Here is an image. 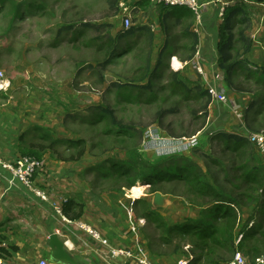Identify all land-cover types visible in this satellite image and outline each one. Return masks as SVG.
I'll list each match as a JSON object with an SVG mask.
<instances>
[{
    "label": "rangeland",
    "instance_id": "obj_1",
    "mask_svg": "<svg viewBox=\"0 0 264 264\" xmlns=\"http://www.w3.org/2000/svg\"><path fill=\"white\" fill-rule=\"evenodd\" d=\"M3 1L0 4V72L4 74V79L8 84L6 92H1H4V95L8 94V96H4L6 102L0 96V105L5 102L8 107L12 108L18 100L24 99L28 102L33 99L34 110H26L24 119H27L31 124L42 123V125L49 124L50 126L55 120L53 124L60 123V128L64 131L57 134L45 129L48 134L60 139L84 140L86 143L85 161L92 163V168L87 171L91 173L89 175L90 184L94 190L97 189L103 193L123 189L124 179L121 180L118 176L103 177L101 176L102 173L95 169L100 166L99 170L101 171V166L107 164V157L115 160L132 161L130 156L135 151L143 159L152 163L177 156L174 162H170L166 166L173 170L188 166L186 160L189 159L191 165L197 168L194 170L191 167L195 174L200 175V172L209 174L213 180L218 182V185H226L224 183L225 173L221 170L222 164L231 175L242 177L243 173L236 170L240 169L239 167L244 163L250 162L252 158V155H249L251 144L248 143L243 147V151L247 155L237 158V153L224 151L226 141L217 135L225 132L243 133L244 135L264 133L262 124H253L247 128L243 117L244 112L241 110V105L244 111L252 100L258 99L256 95L261 89L256 86L254 79H247L242 74L234 76L235 88L241 89L242 92H227L230 93V99L236 103L239 114L236 115L233 110L226 106V110L222 111L226 117L221 115V121L229 126L228 131H225L217 126L216 120L210 118L211 108L208 110V115L205 114L204 106L207 102L205 98L199 95L200 92L195 91L199 85L196 83H200L202 87H208V89L209 87H217L209 86L207 83L206 86L204 82H200L198 79L200 74L190 65L184 66L180 70L173 69L170 65V58L163 62L168 67L164 66L153 77L143 78L142 70H144L145 58L148 57L154 45L150 36L141 33L130 38L124 32L123 38L126 40L121 42L119 47L128 48L133 45V48L130 53H128L129 50H126L123 55L121 54V58H117V54L109 57L107 49H102V46L94 41L100 37L118 39V34L125 29L124 18L130 16L131 28L139 25L150 27L155 33L154 37L158 46L160 41L164 39L162 30L165 29V24H162L163 17L161 18L164 13L163 7L145 10V6L139 8L135 5L137 1L141 0H131L121 2L120 11L115 16L116 11L111 5V0ZM229 1L234 4L243 2L247 6L248 16L252 21L248 33L256 45L254 52L257 54L251 56L250 59L254 65L260 66L257 57L260 55L264 58V1ZM14 2L16 5H24L23 11H26L15 22L12 21L15 7H12V3ZM4 8L7 11L4 12ZM169 15H171L170 11L167 12L166 16L169 17ZM168 23L173 25L170 19H168ZM190 23L191 21L184 22V30L190 26ZM94 25L106 27L99 29ZM183 27L172 26L170 36L177 38L184 33ZM238 29H235L234 32L237 33ZM191 40L190 37L186 43L184 41L180 43L184 47L176 51L180 60L185 59L188 53L191 55L192 52L189 51L191 47L189 41ZM117 48L116 46L115 49ZM178 71L183 73L181 76L175 77L173 74ZM222 73L221 71L220 74ZM174 81H182L189 89L176 90ZM121 84L146 85L150 91L126 88L124 90L114 89L111 92L112 85ZM225 87L227 90L228 87L226 85ZM241 98L244 104L237 101ZM218 103L222 104L223 107L226 105ZM106 104L113 107L121 126L130 129L129 131L127 129L120 130L108 121H100L96 118L97 107ZM52 108L58 110L52 113ZM33 112L38 115L34 121H32L31 115ZM162 112L164 115H161ZM33 127L31 126L29 129ZM124 132L133 138L127 140L126 137L116 136ZM136 132H141L142 135L138 138ZM30 143H39V140L32 136L26 141V144ZM22 148L24 147L20 145L15 148H0V151L5 154V157L0 154V158L3 161H8L18 157L22 154ZM64 148H60L61 154ZM74 152L77 153V151L72 150V153ZM67 154L69 155V153ZM207 155L221 161L220 164L209 163L211 158ZM258 161L259 159L252 164L257 165ZM110 165L107 164L105 167H110ZM239 184H241V180ZM169 185L171 183L161 189L173 193V195H168V199L172 201L170 206L164 204L163 201H158V205H161L155 206L153 203L156 202L157 194L162 193H156L155 196H152L154 194H150L149 188L142 182H138L134 187L146 186L141 197L136 198V200L146 199L147 195L151 198L152 205L157 207L162 214L168 208L172 215L168 222L172 225L182 224L190 217V219H196L198 210L192 208L190 201H198L197 197L191 193L188 195L185 186L173 187ZM227 189L229 190V188ZM228 192H232L231 188ZM260 193L261 191H258L256 194L260 195ZM251 207L246 206L241 212L236 230L240 234L238 243L243 238V231H252L256 226L255 224L264 225V219L261 218L260 213L251 212ZM141 208L142 204L135 205L136 215L140 214ZM146 226L147 222L144 227ZM146 230H149L152 235L155 234L153 228H146ZM157 236L158 234L154 237ZM243 241L245 245L251 244L248 240ZM261 241L256 243L260 250L258 257L252 258L239 252L250 262H254L257 258L264 259V245ZM187 249H189V245L184 246V250ZM233 257L232 255L229 256V261L226 263L229 264Z\"/></svg>",
    "mask_w": 264,
    "mask_h": 264
},
{
    "label": "trees",
    "instance_id": "obj_2",
    "mask_svg": "<svg viewBox=\"0 0 264 264\" xmlns=\"http://www.w3.org/2000/svg\"><path fill=\"white\" fill-rule=\"evenodd\" d=\"M128 1L129 0H111V5L116 11L115 16H117L120 11L121 2ZM2 2L4 1L1 0L0 4ZM146 3L149 4L150 0L146 2L142 0L141 3H136L135 5L141 8L146 6ZM13 6L15 7L13 9L12 21L15 22L18 18H21L26 11H23L24 5L22 4L16 5L14 2L12 3V7ZM163 9L165 12L162 14L161 18L163 17L162 24H165V31H168L173 25L182 26L185 21H191L190 26L185 28L184 33H182L192 39V46L189 49L192 53L191 55L188 53V56L185 57L186 60H191L199 44L198 35L191 31V25L195 19L194 13L188 10L182 15H174V10H170L171 15H169V18L171 17L173 24L170 25L166 21V13L168 11L165 8ZM5 11H7L6 8H4V12ZM251 23L252 21L248 16L246 4L243 2L233 4L226 10L225 17L220 24L218 40V67L224 73L225 85L228 89L238 93L242 92L241 89L235 88L234 85V76L242 74L247 79H254L256 86L262 90L256 95L258 99L252 100L243 111V117L247 128L251 127L253 124H262L264 127V65H254L248 58L253 50L254 43L248 33V30L251 28ZM94 27L100 29L106 26L94 25ZM237 28H239L237 30L238 32L235 33L234 30ZM124 32H126V35L130 38L143 33L144 35L150 36L154 44V33L152 29L146 25H139L129 30H122L121 33L118 34V39L112 40V38L106 39L100 37L94 41L98 42L102 46V49H107L109 57L117 54L116 57L121 58L126 50H129L128 53H130L133 48V45L128 48L125 46L119 47L121 45L120 43L126 40L123 38ZM116 41L117 44H115ZM114 44L115 47H118L117 49L113 47ZM168 57L169 53L166 49L161 50L159 54L154 53L153 45L152 51L149 53L148 57L145 58V66L143 67L144 70H142V74L144 75L143 78L153 77L160 69H163L164 66L168 67V65L163 63ZM182 73L183 72L178 71L173 75L178 77L181 76ZM174 84L176 90H183L184 88L189 89L182 81H174ZM196 84L199 85H197L198 88H196L195 91L200 92V94H198L205 98L207 102L204 106V110L205 114L208 115V110L213 102L209 89L207 87H202L200 83ZM111 87V92H113L114 89L124 90L126 88L150 91V89H148L149 87L146 85L136 86L134 84H121L112 85ZM97 110L98 113L96 118H98V120H106L112 126L120 130L127 129L121 126V123L116 117L115 110L110 104L98 106ZM161 115H164V112H162ZM127 130L129 131L130 129ZM32 131L36 132L35 137L39 140V143L26 144L25 137L27 134L22 135L19 139V144L24 148H22V154L18 157L28 156L42 161L45 154L50 152L54 158H59L66 162H78L86 156V143L84 140L55 138L40 127H35ZM136 133L138 138L142 135L141 132ZM116 136L126 137L127 140L133 138V136L125 132L117 134ZM218 136L226 141L224 151L237 153V158L247 155L244 153L243 147L248 143L251 144L249 155H252V158L250 162L244 163L239 167L240 169L236 170L243 173L241 178L231 175L225 170V166L223 164L221 165V170L225 173L224 183L226 185H218V182L213 180L212 176L209 174L202 172H200V175L195 174L191 170V167H193L194 170L197 168L191 165L189 159L186 160V165L189 164L188 166L185 165L186 167L183 166L173 170L171 167L166 166L170 162H174L177 156H174V158L157 160L158 163H152L143 159L137 151L130 156L132 161L115 160L107 157L108 160L106 162L107 164H111L110 167H105V165H107L105 163V165L101 166V171L99 170L100 166L95 169L99 171V173H102L101 176L103 177L118 176L121 180L124 179L125 185L123 188L132 189L138 182H142L147 185L150 194L162 193L163 195H173V193H170L168 190L161 189L171 183L169 186H185L188 195L191 193L197 197L198 201H190L192 208L198 210L196 219H190V217L186 222L175 225L170 224L166 217L147 199L135 201V205L142 204L140 214H137V218L145 219L147 222L144 234L148 249L153 255L169 256L180 254L189 260V264H224L229 261V256L232 255L233 257L238 251L252 258L259 256L260 250L257 248L256 243L262 240L261 243L264 245V225L255 224L256 226L252 231H243V238L239 243L240 234H238L236 230L241 212L246 206H252L250 211L257 212L258 214L260 213L261 218L264 219V158L257 151V147L248 135L236 132H225L217 135V137ZM60 148H64L62 154ZM72 150L77 151V153H72ZM67 153H69V155ZM207 157L211 158L209 163L219 165L221 162L211 157V155H207ZM258 159L257 165L252 164V162ZM240 180L241 184H239ZM144 187L146 188V186H141L143 190ZM244 187L245 190L243 191ZM227 188H229V190L231 188L232 192H228L229 190ZM233 191L234 194H232ZM258 191H261L260 195L256 194ZM202 199L205 201H200ZM83 209V205L77 204L73 200L66 201L61 208L62 214L73 221L79 220L82 217ZM146 228H153L155 234L152 235ZM157 234L158 236L154 237ZM243 240H248L251 244L245 245ZM185 245H189V249L184 250ZM0 257L7 260L1 253Z\"/></svg>",
    "mask_w": 264,
    "mask_h": 264
},
{
    "label": "crops",
    "instance_id": "obj_3",
    "mask_svg": "<svg viewBox=\"0 0 264 264\" xmlns=\"http://www.w3.org/2000/svg\"><path fill=\"white\" fill-rule=\"evenodd\" d=\"M143 1L146 2L147 0ZM141 2L142 0L136 3ZM145 7L146 9L155 8L153 7V0H150V3ZM165 9L167 11L174 10V15H182L188 10L191 11L182 7ZM168 19L171 20V17L166 18L167 22ZM220 21L216 9L212 8L204 13L202 36L198 37L206 73L198 75V79H200V82L209 84V86L223 90L229 97L230 93L227 91L230 90H226L224 79L220 77L221 71L218 67ZM195 25L196 20L194 19L191 25L193 33H195ZM178 27L181 28V26ZM171 31L172 29L162 30L164 39L160 41L158 46L155 39L154 53L159 54L161 50L166 49L169 53L167 60L171 58L172 61L173 57L178 58L176 51L184 48L180 43L182 41L186 43L190 37L184 34L177 36V38L171 37ZM189 46H192V41H189ZM255 47L256 45L253 43L252 52L255 51ZM252 52L248 57L251 62L253 61L250 57L257 55ZM178 60L180 59L178 58ZM180 61L185 62L188 60L181 59ZM257 61L259 65H264V58L260 55L257 57ZM3 93L0 91V96L6 102L4 96H8V94L4 95ZM237 101L244 104L242 98ZM5 102L0 105V148H15L20 145L19 139L22 133L23 135L27 134L25 137V141H27L30 137L35 136L36 132L32 131L35 127L47 129L57 134L64 131L60 128V123L53 124L55 120L52 121V126H50L49 124L42 125V123L31 124L27 119H24L26 110H34L33 99L28 102L24 99L18 100L12 108L8 107ZM226 106L228 104L223 107L222 104L213 102L210 105V118L216 120L217 126L228 131L229 126L221 121V115L226 117V114L222 113L223 110H226ZM55 110L58 109L52 108V113H55ZM31 115L32 121L38 117L36 112L31 113ZM231 115L234 114L231 113ZM31 126L34 127L30 130ZM0 154L5 157L3 152L0 151ZM85 157L78 162H66L52 157L50 153L43 157L44 168L35 176L34 180L38 190L46 194L47 201L37 197L20 182L13 180V175L0 166V253L3 257L7 258L11 264H41L42 261L47 264H64L53 259L52 250L49 246L50 236L56 233L64 243L66 251L72 255L78 264H140L139 261L144 256L153 264H178L180 260H188L180 254L153 255L149 251L145 239L144 226L146 221L137 218L135 213L134 201L136 198L141 197L142 193L136 197L132 194L134 188L131 191L123 188L122 190L118 189L103 193L100 190H94L90 184L89 175L91 173L87 171L92 168V163L85 161ZM17 158L7 160L14 161ZM152 196H155V194ZM161 196L158 200L170 206L172 201L168 199V195L161 194ZM148 198L146 195V199L152 204L151 198ZM68 200H73L75 203L84 206L83 215L79 220L73 221L56 211L57 208H62ZM153 204L155 205V202ZM155 208L157 209V207ZM165 211L163 215L167 220H170L172 215L168 208ZM140 220H144L145 224H141ZM80 223L93 227L99 232L102 240H96L82 230L79 227ZM133 228H135V231H133ZM112 249L129 251L133 253V257L131 259L126 257L113 258Z\"/></svg>",
    "mask_w": 264,
    "mask_h": 264
},
{
    "label": "built area",
    "instance_id": "obj_4",
    "mask_svg": "<svg viewBox=\"0 0 264 264\" xmlns=\"http://www.w3.org/2000/svg\"><path fill=\"white\" fill-rule=\"evenodd\" d=\"M234 3L229 0H153V7H165V8H176V7H186L190 9L196 16V28L195 32L198 36H202L203 31V17L204 13L209 9H216L217 16L221 21L225 17L226 10L232 6ZM132 26V20L130 16L124 18V30H129ZM177 58L173 57L171 61V67L175 69L174 62ZM190 65L191 68L195 69L198 74L204 75L205 68L203 64V57L201 54L200 47L197 48L196 54L191 61L185 62L183 66ZM220 77L224 79V73L220 74ZM6 79H4V74L0 72V91H6L7 84ZM209 92L213 101L220 102L223 104H228L229 108L235 112L236 115L239 114L238 107L236 103L229 99L223 90L217 88L209 87ZM243 112V109L241 107ZM240 116V115H239ZM251 141L255 144L261 154L264 156V133L251 134L248 135ZM0 166L7 172L13 175V180L20 182L29 191L35 194L37 197L47 201L48 198L46 194L36 187L35 176L40 173L44 168V162L37 160L33 157L22 156L18 157L14 161H3L0 158ZM57 212L61 213V208H57ZM141 224H145L144 220H140ZM79 227L91 235L94 239L101 241V236L98 231L93 227L80 223ZM135 231V228H133ZM111 254L113 258H132L133 253L129 251L112 249ZM264 259L257 258L254 262H250L245 258L239 251L234 254L233 259L229 264H264ZM140 264H153L146 256H144L140 261ZM0 264H11L8 260L0 257ZM41 264H47L42 261ZM178 264H189V260H180Z\"/></svg>",
    "mask_w": 264,
    "mask_h": 264
},
{
    "label": "water",
    "instance_id": "obj_5",
    "mask_svg": "<svg viewBox=\"0 0 264 264\" xmlns=\"http://www.w3.org/2000/svg\"><path fill=\"white\" fill-rule=\"evenodd\" d=\"M161 197V194H157V200L155 205H158V199ZM52 250V257L55 261L61 262L64 264H78L72 255L66 251L64 243L58 237L56 233L50 236V244Z\"/></svg>",
    "mask_w": 264,
    "mask_h": 264
},
{
    "label": "bare ground",
    "instance_id": "obj_6",
    "mask_svg": "<svg viewBox=\"0 0 264 264\" xmlns=\"http://www.w3.org/2000/svg\"><path fill=\"white\" fill-rule=\"evenodd\" d=\"M182 8H186V7H182ZM195 15V14H194ZM195 20H196V16H195ZM195 28H196V25L194 26V31H195ZM196 33V32H195ZM197 51V50H196ZM196 54V53H195ZM182 61H178V59H176L175 60V62H174V67H175V69L176 70H180V69H183L184 68V63L185 62H182ZM186 62H188V61H186ZM189 66V65H188ZM258 149V148H257ZM259 151V150H258ZM140 189H142V188H140ZM140 189H134V194H135V196L136 197H138V196H140L141 195V193H142V190H140ZM133 194V193H132ZM62 211V210H61ZM60 214H62V212L60 213Z\"/></svg>",
    "mask_w": 264,
    "mask_h": 264
},
{
    "label": "clouds",
    "instance_id": "obj_7",
    "mask_svg": "<svg viewBox=\"0 0 264 264\" xmlns=\"http://www.w3.org/2000/svg\"><path fill=\"white\" fill-rule=\"evenodd\" d=\"M171 65V64H170Z\"/></svg>",
    "mask_w": 264,
    "mask_h": 264
}]
</instances>
